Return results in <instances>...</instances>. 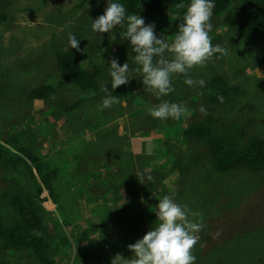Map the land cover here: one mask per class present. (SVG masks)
Wrapping results in <instances>:
<instances>
[{"label":"rangeland","instance_id":"obj_1","mask_svg":"<svg viewBox=\"0 0 264 264\" xmlns=\"http://www.w3.org/2000/svg\"><path fill=\"white\" fill-rule=\"evenodd\" d=\"M262 1L232 0L229 9L236 18L245 19ZM105 7V0L81 5L78 0H0V12L6 18L0 23V139L9 132H24L34 150L57 170L53 182L56 203L45 191L36 200L52 261L110 264L116 253L129 256L126 246L158 222L150 209L163 194L172 192L177 202L201 214L200 221L214 206L220 207L216 197L245 199L249 207H239L242 215L233 213L230 219L233 225H248L240 227L242 238L236 246L253 257L264 256V228L249 231L252 214L254 227L264 226V172L252 175L237 169L221 174L200 142H187L180 135L185 124L204 116L198 111L202 104L214 119L216 131L264 139V36L247 44L224 24L222 14L212 11L211 43L220 45L225 53L194 66L188 76L207 81L219 75L239 93L231 94L224 104H211L198 95L199 86L189 87L182 74H173V91L157 97L141 83L134 53L128 41L119 37L123 27L109 33L90 30L91 19ZM139 16L146 24L154 23L155 34L166 36L169 42L180 22L171 9ZM69 32L79 40L83 65L94 75L93 89L65 83L56 71L53 52L68 49ZM113 58L129 64V91L117 98L118 103L98 111L105 95L99 89L110 81L108 62ZM45 83L55 86L53 94L41 100L26 98V91ZM163 100L182 102L185 112L179 119L164 121L147 114L148 106ZM136 172L151 175L152 182L142 184ZM31 187L28 176L19 169L0 170V214L10 213L11 193ZM220 223L223 225L209 226L208 231L218 238L217 244L228 240L232 230H221L226 225L224 218ZM213 245V239L204 238L203 250ZM194 250L192 246V255ZM0 264L37 263L28 251L0 249Z\"/></svg>","mask_w":264,"mask_h":264},{"label":"trees","instance_id":"obj_2","mask_svg":"<svg viewBox=\"0 0 264 264\" xmlns=\"http://www.w3.org/2000/svg\"><path fill=\"white\" fill-rule=\"evenodd\" d=\"M45 1V0H43ZM88 0H78V5ZM232 0H213L212 11L222 14L224 24L233 28L240 34L247 44H253L264 36V0L256 11L245 19H238L229 9ZM128 14H151L158 11L171 9L178 16L182 15L183 9L177 5H187L190 0H119ZM5 15L0 12V23L5 21ZM179 20V19H178ZM179 22V21H178ZM56 71L62 81L76 85L81 90L94 88V75L83 65L80 51L76 49L54 50ZM109 94L121 98L128 94V87L120 85ZM55 91V86L50 83L39 84L26 91V98L31 100L44 99ZM237 87L230 85L223 77L214 75L205 81L204 87L198 90V95L211 104H224L231 94H237ZM217 97H223L222 102ZM75 105V104H74ZM181 137L190 143L200 142L204 148L208 160L214 169L221 174L246 172L256 174L264 172V139L255 135L243 136V133H231L216 131L214 119L210 114L204 115L200 120L185 124L180 129ZM19 169L28 176L32 187L30 190H17L10 194L8 204L10 213L0 214V249L4 251H28L37 264H54L48 254L47 237L42 221L38 214L39 205L36 200L45 191L48 198L56 203L54 196L53 182L57 176V170L49 160L37 153L33 145L25 138V133L9 132L4 139H0V170ZM259 190V181L256 180ZM263 189V188H261ZM260 191V190H259ZM135 196V193H133ZM217 208L207 212L200 221L202 227L198 233L199 239L193 245L195 247L193 264H262L264 256L253 257L247 254L246 249L238 248L236 245L242 238L239 231L242 225L230 223L234 214L242 215V206L249 207L242 199H235L234 196L222 198L216 197ZM222 198V199H221ZM232 201V205H230ZM236 202L238 206L236 207ZM241 207L242 209H240ZM258 219L261 213L258 211ZM254 214L249 216L251 228L249 231L264 228L254 227ZM219 218V219H218ZM224 218L226 225L221 229L232 227L231 236L223 242L216 241L217 237L208 235L209 226L216 229V226L223 225L220 219ZM254 220V221H253ZM260 222L257 220V224ZM256 224V225H257ZM248 227V225H243ZM248 231V233H249ZM206 233V236L204 235ZM248 237V234L246 235ZM204 238L214 240L215 245L203 250ZM201 246V247H200ZM250 255V256H249Z\"/></svg>","mask_w":264,"mask_h":264},{"label":"clouds","instance_id":"obj_3","mask_svg":"<svg viewBox=\"0 0 264 264\" xmlns=\"http://www.w3.org/2000/svg\"><path fill=\"white\" fill-rule=\"evenodd\" d=\"M99 2V0H97ZM106 7L102 14L91 19L90 30L95 34L110 32L118 26L121 40H127L134 53L133 62L138 66L141 83L148 91L157 97L167 96L173 91L171 77L173 74H182L183 83L189 87L203 88V79L193 80L188 71L194 66L203 65L214 54L225 53L220 45H213L209 32L212 16L213 0H190L185 5L180 3L177 8L183 9L176 25L175 35L171 42L166 36L155 34V24L145 23L143 17L136 14H127L119 0H105ZM115 37H113V40ZM67 48H79V40L74 33L67 34ZM170 55L166 56L165 53ZM129 64L118 63L115 58L108 62V76L111 92L120 85H126L129 76ZM101 84L100 91L105 93L97 110L102 111L118 103L116 96L109 94V87ZM222 102L223 97H217ZM198 111L206 115L204 105H199ZM146 112L154 119H179L185 112L183 103L161 101L157 105L148 106ZM142 184L151 183L153 177L143 172L135 173ZM139 177V178H138ZM147 181V183H145ZM175 192L163 194L150 209L155 213V226L150 227L142 237L126 247L130 255L125 257L116 253L110 258V264H193L192 246L199 239L198 233L202 227L201 214L192 211L187 204L177 202Z\"/></svg>","mask_w":264,"mask_h":264}]
</instances>
